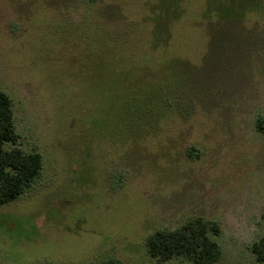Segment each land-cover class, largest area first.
Here are the masks:
<instances>
[{
	"label": "rangeland",
	"instance_id": "1",
	"mask_svg": "<svg viewBox=\"0 0 264 264\" xmlns=\"http://www.w3.org/2000/svg\"><path fill=\"white\" fill-rule=\"evenodd\" d=\"M0 90L43 158L0 264H156L194 218L214 264H264V0H0Z\"/></svg>",
	"mask_w": 264,
	"mask_h": 264
},
{
	"label": "trees",
	"instance_id": "2",
	"mask_svg": "<svg viewBox=\"0 0 264 264\" xmlns=\"http://www.w3.org/2000/svg\"><path fill=\"white\" fill-rule=\"evenodd\" d=\"M257 129L264 132V120ZM14 122L10 97L0 90V208L23 195L42 175L43 158L38 151L25 152ZM219 236L217 223L194 218L175 230H158L146 243L156 264H170L186 258L192 264H214L222 256L221 246L211 237ZM256 260L264 263V237L252 245Z\"/></svg>",
	"mask_w": 264,
	"mask_h": 264
}]
</instances>
